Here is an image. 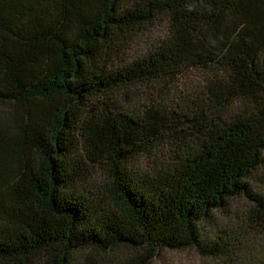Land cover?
<instances>
[{
  "label": "trees",
  "instance_id": "obj_1",
  "mask_svg": "<svg viewBox=\"0 0 264 264\" xmlns=\"http://www.w3.org/2000/svg\"><path fill=\"white\" fill-rule=\"evenodd\" d=\"M191 71L202 86L175 101L145 92ZM240 200V238L211 234ZM250 238L264 0H0V264H264L243 261Z\"/></svg>",
  "mask_w": 264,
  "mask_h": 264
},
{
  "label": "rangeland",
  "instance_id": "obj_2",
  "mask_svg": "<svg viewBox=\"0 0 264 264\" xmlns=\"http://www.w3.org/2000/svg\"><path fill=\"white\" fill-rule=\"evenodd\" d=\"M165 27H160L159 30H155L151 34H149L152 38H156L159 35H162V32H165ZM146 41V40H145ZM148 47V43L141 42L136 45V48H134V51H137L138 54L142 49H146ZM204 82V74L198 71H191L187 78L185 80L180 81L179 83H171V84H160L156 85L155 89H148L146 90V94H153L154 96L162 99H166L167 102L173 100L175 101V98L180 95V91H183V94L185 91L184 88H187L186 91L191 92L193 88H200L202 86V83ZM192 88V89H190ZM177 93V94H176ZM182 94V95H183ZM181 95V96H182ZM233 211H235V215L231 217H225L220 216L216 218V223L211 226L210 231L211 234L218 233L222 230L231 231L233 237L240 238L239 232H240V222L238 221L237 216H242L243 213L248 211L247 205L243 201H237L233 206ZM238 240V239H236ZM246 252L243 254V261L247 262L249 260H258L262 259L264 257V238H250L246 239L244 241ZM125 257H127L129 254L125 253ZM116 257H119L117 255ZM119 261L116 259H110L107 264H115ZM220 261H213L211 259H207L203 256H200L198 253H196L194 250H185V251H178V252H163L159 255H157L151 264H219ZM126 264V263H124ZM128 264V263H127Z\"/></svg>",
  "mask_w": 264,
  "mask_h": 264
}]
</instances>
